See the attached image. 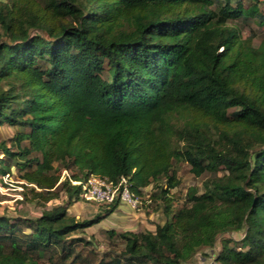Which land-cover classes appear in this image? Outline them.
I'll return each instance as SVG.
<instances>
[{
    "label": "trees",
    "instance_id": "trees-1",
    "mask_svg": "<svg viewBox=\"0 0 264 264\" xmlns=\"http://www.w3.org/2000/svg\"><path fill=\"white\" fill-rule=\"evenodd\" d=\"M244 1L0 0V127L16 129L0 137V177L15 166L44 204L60 186L80 201L56 164L74 180L126 176L144 199L150 188L145 210L166 222L109 232L124 249L99 264H184L240 231L247 250L223 237L216 262L264 264V42L230 24L262 16L261 0ZM182 162L214 177L175 209ZM117 206L81 221L63 206L0 214V264H66L69 237Z\"/></svg>",
    "mask_w": 264,
    "mask_h": 264
},
{
    "label": "rangeland",
    "instance_id": "rangeland-1",
    "mask_svg": "<svg viewBox=\"0 0 264 264\" xmlns=\"http://www.w3.org/2000/svg\"><path fill=\"white\" fill-rule=\"evenodd\" d=\"M224 0H216L214 6L218 8L224 5ZM237 4L236 2H234ZM246 8L250 7L251 3L247 0L244 1ZM234 4V5H235ZM260 13L262 16L256 18H238L231 20L230 24L235 26L241 37L245 39H251L252 44L255 48H258L264 42V24L261 25V17L264 18V3L263 0L259 3ZM1 31V30H0ZM21 129V128H20ZM19 129V131H20ZM0 137L2 139L10 140L15 136L16 129L11 126L0 127ZM3 155L0 156L2 158ZM56 174L62 175L64 169L61 165L56 164ZM178 177L181 180V185L171 191V196L173 197L175 209H179L184 205L188 198V193L192 189H196L199 193H203L206 190V185L210 184L214 175L211 173H206L201 177H196L192 171L191 167L182 162L177 165ZM71 171V170H70ZM75 173V170L72 171ZM73 173H71L73 175ZM227 172L223 169L219 172V176H223ZM68 180V178H65ZM70 182V181H69ZM25 182L20 178V173L14 166L12 168V175L6 176L4 180L0 177V214H9L17 218H36L40 217L43 212L52 209L53 207L63 206L67 207L68 213L78 220L90 219L96 216L102 211H106L104 205H98L91 202H85L80 200L76 203L69 204V198L65 191L66 187L59 188V197L52 200L51 202L44 204L37 200H33V195L30 193L32 187L29 189L24 188L23 184ZM70 185L72 183L70 182ZM89 205V206H87ZM158 209V208H157ZM155 209V210H157ZM143 211H146L145 209ZM125 228V229H124ZM129 228V229H128ZM155 231V228H152ZM148 228H138L134 229L130 226L113 228L106 226L104 223L97 224L85 231H78L72 234L68 242L71 240L74 242L72 250L73 255L69 258L66 264H99L100 261L108 257H114L120 254L124 245L122 240L111 236L109 232H125V231H153ZM245 236V231H240L236 233H229L227 235L221 236L217 247L214 250H203L196 253L189 261L184 264H218L215 260L214 254L221 249L222 238H234L238 241L236 247L241 246L240 250L243 248L247 250L246 244L243 243L242 238ZM80 240V241H79ZM82 240V241H81ZM231 246H234L233 244Z\"/></svg>",
    "mask_w": 264,
    "mask_h": 264
},
{
    "label": "built area",
    "instance_id": "built-area-1",
    "mask_svg": "<svg viewBox=\"0 0 264 264\" xmlns=\"http://www.w3.org/2000/svg\"><path fill=\"white\" fill-rule=\"evenodd\" d=\"M71 173L70 170H64L61 181L68 178L73 186H80L79 198L85 202L106 206L125 202L137 212L143 211L145 204H152L150 188L145 189L147 196L144 199L132 190L129 178L126 176H122L117 182H114L107 177L91 174L86 180L80 181L74 180Z\"/></svg>",
    "mask_w": 264,
    "mask_h": 264
},
{
    "label": "crops",
    "instance_id": "crops-1",
    "mask_svg": "<svg viewBox=\"0 0 264 264\" xmlns=\"http://www.w3.org/2000/svg\"><path fill=\"white\" fill-rule=\"evenodd\" d=\"M117 204L116 210L103 219L101 223L113 228L130 226L134 229L148 228L153 230V227L156 229L157 225H163L167 220L163 209L159 206L157 210H153L152 212H137L125 202Z\"/></svg>",
    "mask_w": 264,
    "mask_h": 264
}]
</instances>
